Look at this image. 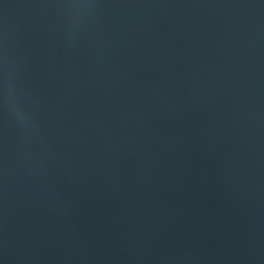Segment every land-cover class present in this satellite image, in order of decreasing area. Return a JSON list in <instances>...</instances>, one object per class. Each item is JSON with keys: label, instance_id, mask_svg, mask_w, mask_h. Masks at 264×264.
I'll use <instances>...</instances> for the list:
<instances>
[{"label": "water", "instance_id": "water-1", "mask_svg": "<svg viewBox=\"0 0 264 264\" xmlns=\"http://www.w3.org/2000/svg\"><path fill=\"white\" fill-rule=\"evenodd\" d=\"M0 264H264V0H0Z\"/></svg>", "mask_w": 264, "mask_h": 264}]
</instances>
